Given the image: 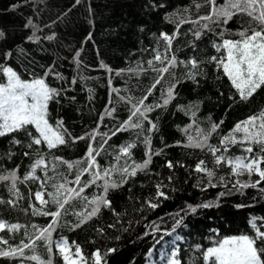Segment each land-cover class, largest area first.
Masks as SVG:
<instances>
[{
    "label": "trees",
    "instance_id": "1",
    "mask_svg": "<svg viewBox=\"0 0 264 264\" xmlns=\"http://www.w3.org/2000/svg\"><path fill=\"white\" fill-rule=\"evenodd\" d=\"M218 2L223 3V0ZM160 4L164 6L159 7ZM190 4L191 0H81L80 4H76V0H27V2L0 0V32L3 33V36H0V60L3 53L11 51L12 58L3 62L22 72L24 79L31 78L29 72L34 71L37 75H43L45 68L55 65L56 70L66 77V81L57 83L50 80L49 82L57 87L63 85L68 91L59 104H50L49 110L52 116L63 118L65 126L73 136L83 135L96 128L98 117L108 105L112 88H119L121 95L140 97L155 76L151 71L139 76L129 73L115 76L113 73L110 87L109 74L99 67L100 61L113 70L135 68L138 62L147 61L152 57L150 49L157 46L156 38L159 34L161 32L171 34L175 30V25L169 22L168 14ZM13 5L20 6L13 8ZM206 12L207 8H202L200 14ZM195 15L193 9V19ZM247 22V16H238L230 20L226 27L235 32L242 24L247 27ZM33 25L36 27L34 28ZM191 27V24H184L180 28L181 35L173 42V51L178 59L186 60L196 54L189 46L193 41L191 33L183 35ZM89 33L91 40L87 39ZM48 36H54V39L48 40ZM29 37L33 39L29 40ZM212 38L211 33H206L200 40L195 41L197 52L202 50L203 55H217L209 43ZM159 47H163L162 41ZM21 49L23 52L20 51ZM81 49L83 51L80 52L79 60L82 63L78 68L74 57ZM143 67L148 66L143 63ZM183 71V68L175 69L178 78L182 77ZM207 73V79H201L199 86L191 80L183 79L176 87L178 93L176 99L166 109H157L148 114L154 122L158 120L159 131L152 133L154 149H159L164 144L175 145L176 141L187 143L186 135L181 129L192 123V119L190 115L177 111V104L202 102L196 116L199 126L205 130L209 126L207 119L209 116L217 123L224 120L218 132L211 137L209 141L211 144H218V136L227 134L238 121L245 120L264 107V88L258 90L247 103L241 102L229 107L232 102L228 97L234 90L231 89L227 78L217 81L211 65L207 66ZM81 76L92 79L82 81ZM74 77L77 83L71 84ZM167 82L166 76L162 84L166 85ZM88 88L93 89L91 99ZM125 89L128 91L126 92ZM160 91L161 85H157L156 91L149 96L146 103L155 102L160 96ZM220 92H223L224 96H220ZM71 97L75 99L72 100ZM112 99L113 101L117 99L114 93ZM133 102L135 103V100ZM116 108L115 121L106 117L104 125L107 127L102 125L101 132L108 131L109 128L117 126L119 121L127 119L128 106L117 103ZM147 126L145 122V127ZM195 127L193 125L190 129V134L195 135ZM135 139L132 131L118 133L108 140L105 152L101 153L97 160L101 165H107L121 145ZM87 144V140L69 142L54 151L65 160L75 161L84 157ZM9 150L16 153L11 159L6 156ZM22 151L20 147L11 146L9 138H0V172L14 169L19 165L18 174L23 177L32 161L24 157ZM231 152L240 154L238 146L233 147ZM144 153L143 144L137 141V146L132 149V159L142 162L145 159ZM165 153L152 157L147 175L138 171L137 175L130 178L122 187L109 190L108 199L112 201L116 212L121 213L119 223H116V217L111 210L102 208L98 216L74 231L67 227L57 228L53 239H58L62 235L67 237L70 243L75 241L86 256L96 248H100L102 254L107 248H116L117 251L107 255V264H149L152 258L155 264H170L174 250H176L175 258L181 260L182 264H203L196 245L200 244L204 248L212 246L209 238L214 236L213 229L218 230L219 237L239 235L251 231L248 224L250 216H264V198H261L258 188H248L244 191V195L235 193L221 197L219 207L199 208L196 213L185 214L181 209H185L186 205L195 206L216 200L217 194L225 189L217 186L201 191L194 186L199 174L194 172L190 174L191 169L198 159L211 160L210 155L205 156V153L199 149L183 146L168 147ZM167 160H171L175 165L173 170L165 166ZM177 162L184 164L185 167H180ZM221 169L218 175L229 171L223 165ZM61 171L64 169L61 168ZM37 174H40L39 170ZM170 175L173 179L169 184L167 177ZM84 179L88 177L85 176ZM114 179L119 180L120 177L116 175ZM257 179L259 177L253 175L252 180ZM159 181L168 185V188L163 190L169 199L165 200L161 197L160 206L153 210L147 207L145 201L155 195V184ZM18 187L24 199L18 201L16 208L0 205V217L11 223L46 225L51 217L25 215L21 211L22 208L28 207L29 188L35 191L37 185L28 182L18 184ZM259 187H264V182H261ZM173 188L175 191H172ZM94 192L99 193L100 189L93 186L86 190L85 195ZM0 198L14 199L7 191L4 182H0ZM74 203L77 204L79 211V202ZM237 204L252 205V207L237 208L235 207ZM177 212L183 217L179 225L176 224V219L179 217L173 218ZM64 221L74 222L75 217L71 215L63 217L61 224ZM113 223L116 227L109 228L108 225ZM124 228L128 230L125 232ZM97 229H103V235ZM163 233H170L163 235L165 243L163 245L155 243ZM0 235L5 234L0 233ZM117 236L120 239H116ZM150 252L151 256H149ZM25 253L31 254L29 250H25ZM162 256H164L163 260H161ZM0 264H20V262L0 258ZM24 264H35V262L25 260ZM54 264H62L59 256L54 257Z\"/></svg>",
    "mask_w": 264,
    "mask_h": 264
},
{
    "label": "snow or ice",
    "instance_id": "2",
    "mask_svg": "<svg viewBox=\"0 0 264 264\" xmlns=\"http://www.w3.org/2000/svg\"><path fill=\"white\" fill-rule=\"evenodd\" d=\"M80 3L81 0H76V4ZM163 6V4L159 5V7ZM202 8H207V12L203 15L200 14ZM193 9L196 14L195 19L192 18ZM89 12L91 13V7ZM238 16L248 17L247 27L242 24L237 31L233 32L226 26L230 20ZM168 18L169 22L175 25V30L171 34L167 32L159 34L156 38L157 46L150 49L152 57L147 61L138 62L135 68L119 70H113L100 61L99 67L109 74L110 87L113 73L115 76H122L125 73L139 76L151 71L155 73V76L140 97L121 95L119 88H112L108 105L98 117L96 128L79 136H73L65 126L63 118L52 116L49 110V105L59 104L68 91L63 85L57 87L49 82L50 80L57 83L66 81V77L56 70L55 65L45 68L43 75H37L34 71L29 72L31 78L24 79L22 72L3 62L11 59L13 53L9 51L2 54L0 138H9V144L22 148V155L32 162L23 177L18 174L19 165L14 169L0 172V182L5 183L7 191L14 197V199L0 198V205L16 208L18 201L24 199L18 184L31 182L37 185L36 190L29 188L28 207L22 208L21 211L25 215L51 217V220L41 226L34 223H11L0 217V233L5 234L0 235V258L19 260L20 264H24L25 260L35 264H54V257L59 256L62 264H107V255L117 251L116 248H107L103 254L100 248H96L86 256L78 243L75 241L70 243L67 237L62 235L58 239H53V233L61 227L74 231L98 216L102 208L111 210L116 217V223H119L121 213L116 212L112 201L108 199L109 190L122 187L130 178L135 177L138 171L147 175L152 157L166 154L165 149L168 147L183 146L199 149L205 153V156L210 155L211 160L198 159L194 168L191 169L190 174L193 172L199 174L194 186L201 191L217 186L225 189L217 194L216 200L202 202L195 206L186 205L185 209H181L185 214L196 213L199 208L219 207L221 197L235 193L244 195V191L248 188H258L261 198H264V187H259L261 182H264V167H262L264 165V107L245 120L238 121L227 134L218 136V144H211L209 143L211 137L218 132L224 120L217 123L209 116L207 118L209 126L205 130L199 126L196 116L202 102L188 105L177 104V111L190 115L192 119V123L181 129L186 135L187 143L182 144L181 141H176L175 145L164 144L159 149L152 147V133L159 131L158 120L154 122L148 115L157 109H166L176 99L178 96L176 87L183 79L191 80L199 86L201 79H207L209 65L216 73L215 79L219 81L226 77L231 89L234 90L228 97L232 102L229 107L241 102L247 103L258 90L264 88V0H223V3H219L218 0H191L189 6L168 14ZM184 24L192 25L183 35L191 33L193 41L189 43V46L196 53L186 60L178 59L173 51V42L181 35L180 28ZM33 27L36 26L33 25ZM206 33L212 34L213 38L209 43L217 55L206 56L202 54V50L197 52L195 41L200 40ZM0 36H3L2 32ZM28 39L32 40L33 37ZM47 39L52 40L54 36H48ZM87 39L91 40V33ZM161 41L162 48L159 47ZM20 51L23 52L22 49ZM81 51L83 49L77 51L74 57L78 68L82 63L79 60ZM143 63H146L148 67L144 68ZM177 68L184 70L180 78L175 72ZM166 76L168 82L164 85L162 82L165 81ZM80 79L86 81L92 78L81 76ZM70 83L76 84V78L74 77ZM157 85H161L159 98L153 103H146L149 96L156 91ZM87 91L91 99L93 89L88 88ZM125 91L128 90L125 89ZM113 93L117 98L115 101L112 99ZM219 95L224 96V93L220 92ZM70 99L74 100L75 97ZM117 103L128 106L127 119L119 121L117 126L109 128L108 131L101 132L102 125L107 127L104 125L106 117L115 121L114 113L117 111ZM193 125L196 126L195 135L190 134ZM126 131H132L136 139L121 145L111 161L107 165H101L97 157L105 152L108 140ZM80 140L88 141L83 158L68 161L63 156L56 155L54 150H58L60 146ZM137 141L143 144L145 149V159L142 162L132 159V149L137 146ZM237 146L240 154L232 153L231 149ZM15 154L9 150L6 156L11 159ZM177 163L180 167H185L184 164ZM222 165L229 171L218 175L222 171ZM165 166L170 170L175 167L171 160H167ZM61 168L64 171H61ZM116 175L120 177L119 180L114 179ZM243 175H247L249 179L242 181L239 177ZM253 175L258 176L259 179L253 181L251 179ZM85 176L88 179L85 180ZM167 179L170 184L173 177L170 175ZM93 186L100 189V192L85 195L86 190ZM155 188V195L145 201L147 207L153 210L160 206L161 197L165 200L169 199L163 190L168 188V185H165L163 181L157 182ZM172 191L175 189L173 188ZM253 199L255 200V197ZM76 201L79 202V211H77V204L74 203ZM235 207L245 208L252 205L237 204ZM69 215L74 216L75 221H64L61 224L62 218ZM176 217H179L176 219V224L179 225L183 217L179 212L174 214L173 218ZM248 224L251 231L239 235L219 237L218 230L213 229L214 236L209 238L212 246L204 248L200 244L196 245V249L201 253L203 264H264V216L252 215L248 218ZM108 227L114 228L116 224H109ZM127 230V228L123 229L125 232ZM97 231L103 235V229H97ZM157 231H159L158 228ZM163 235H170V233H163L155 240V243L163 245L165 243ZM116 239L120 237L117 236ZM25 250H29L31 254L26 255ZM151 255L150 252L149 256ZM175 256L176 250L172 252L173 258L170 264H182L181 260L176 259Z\"/></svg>",
    "mask_w": 264,
    "mask_h": 264
},
{
    "label": "rangeland",
    "instance_id": "3",
    "mask_svg": "<svg viewBox=\"0 0 264 264\" xmlns=\"http://www.w3.org/2000/svg\"><path fill=\"white\" fill-rule=\"evenodd\" d=\"M253 177V176H252ZM252 177H251V179H252ZM242 181H247L248 179H249V177L247 176V175H243V176H241V177H239ZM55 233V232H54ZM54 233H53V235H54ZM163 258H164V256H162L161 257V260H163ZM149 264H155V261H154V259L152 258L151 260H150V263Z\"/></svg>",
    "mask_w": 264,
    "mask_h": 264
}]
</instances>
